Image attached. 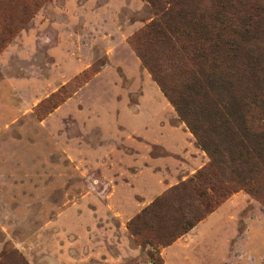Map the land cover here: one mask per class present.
<instances>
[{
	"label": "rangeland",
	"instance_id": "374dc122",
	"mask_svg": "<svg viewBox=\"0 0 264 264\" xmlns=\"http://www.w3.org/2000/svg\"><path fill=\"white\" fill-rule=\"evenodd\" d=\"M170 1L0 0V263L264 264V166L222 153L230 142L208 117V97L184 93L196 71L190 56L170 61L150 36L137 38L159 16L179 20L184 6L186 22L205 19L217 3ZM262 5L234 0L226 17L252 35L241 48L264 58ZM238 52L218 72L245 100L257 91ZM138 53L184 98L215 167L196 141L202 161L186 145L173 154L150 142L189 130ZM248 120L251 133L264 131V111ZM181 183L182 211L153 213L134 237L128 224ZM182 213L203 219L161 245L168 219Z\"/></svg>",
	"mask_w": 264,
	"mask_h": 264
},
{
	"label": "trees",
	"instance_id": "16d2710c",
	"mask_svg": "<svg viewBox=\"0 0 264 264\" xmlns=\"http://www.w3.org/2000/svg\"><path fill=\"white\" fill-rule=\"evenodd\" d=\"M158 1L147 0L154 9H157ZM211 1L217 3L214 16L205 19L191 17L186 22L183 20L186 17L183 16H193V14L184 11L183 6V9H181L183 12L180 11V15H183L179 20L174 19L175 17L172 16H159L141 31L137 38L142 35L150 36L151 39L164 48L170 61L183 56H190L189 61L194 65L196 71L189 80L191 83L185 85L184 93H187V95L192 93L194 96L204 94L206 99L208 97L210 104L208 117L213 116L215 121L217 120L215 128L225 130L230 142L222 153L226 152L227 154L229 152L232 153V151L233 153H238L242 157L244 166L252 165V168L257 170L260 165L264 166V131L255 134L251 133L248 117L251 111H264V98H262L264 95V58L261 55L254 56L252 51L241 48V43L252 41L253 38L250 33H247L246 30L242 32L236 31L227 26L229 21V18L226 17L228 16L227 11L233 8L234 0ZM262 1L263 5L261 6L260 14L264 16V0ZM183 2L184 0H171L168 4L169 6L173 4L176 7ZM167 12L172 15V8ZM219 16L223 17L219 18ZM255 23L258 26H263L264 29V18L256 20ZM183 39L190 43L188 48L182 46L181 42ZM238 50L244 52L242 54L243 60L247 61L241 67H244L245 71L248 70L246 75L251 79L257 91L245 100L238 98L231 92L232 84L222 80L219 77L220 72H218V69L223 64L222 58L224 56L229 59L228 62L230 64L239 62L240 58L238 55H240V52ZM138 55L153 81L183 120L200 149L209 157L211 165L215 167L216 164L212 157L211 149L203 140L200 128L198 125H193L186 120L185 107L181 104L184 103V98L182 97L181 101L179 99L175 100L164 83L158 78L155 68L150 65L146 57L140 53ZM225 85H229V87ZM186 106L188 105L186 104ZM228 149L229 151H227ZM185 186L184 183H181L171 188L165 196L150 204L142 211L141 215L128 224L129 232L134 237H140L143 224L155 212L178 213L182 211L181 203L186 201ZM180 217L178 220L168 219V222H172L173 225L162 237L163 242L161 245H169L177 238L186 235L203 219V215L196 213L189 214V217L187 214L182 213ZM9 261L10 259L7 257L0 264H8Z\"/></svg>",
	"mask_w": 264,
	"mask_h": 264
},
{
	"label": "crops",
	"instance_id": "0c3cea01",
	"mask_svg": "<svg viewBox=\"0 0 264 264\" xmlns=\"http://www.w3.org/2000/svg\"><path fill=\"white\" fill-rule=\"evenodd\" d=\"M179 134L178 132L167 130L165 132H161V140L160 141H150L152 144H157L167 150L170 153L176 154L179 151H181L184 148V145L188 147L187 149L190 150V153L197 154L199 159H202L201 154H198V152L192 147L193 144L195 143L194 138L189 132H183L180 128ZM171 140V143H170ZM187 150V151H188ZM203 155V154H202Z\"/></svg>",
	"mask_w": 264,
	"mask_h": 264
}]
</instances>
